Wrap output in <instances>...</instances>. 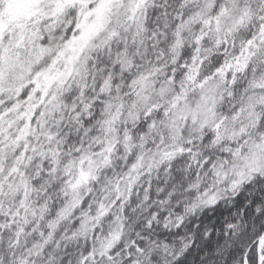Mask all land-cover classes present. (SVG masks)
<instances>
[{"label":"snow or ice","instance_id":"snow-or-ice-1","mask_svg":"<svg viewBox=\"0 0 264 264\" xmlns=\"http://www.w3.org/2000/svg\"><path fill=\"white\" fill-rule=\"evenodd\" d=\"M0 264H264V0H0Z\"/></svg>","mask_w":264,"mask_h":264}]
</instances>
